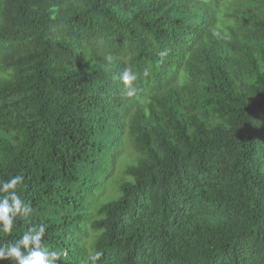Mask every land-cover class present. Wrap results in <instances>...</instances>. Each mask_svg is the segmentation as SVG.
I'll return each mask as SVG.
<instances>
[{
	"label": "trees",
	"instance_id": "1",
	"mask_svg": "<svg viewBox=\"0 0 264 264\" xmlns=\"http://www.w3.org/2000/svg\"><path fill=\"white\" fill-rule=\"evenodd\" d=\"M15 175L0 246L43 224L55 264H264V0H0Z\"/></svg>",
	"mask_w": 264,
	"mask_h": 264
},
{
	"label": "clouds",
	"instance_id": "2",
	"mask_svg": "<svg viewBox=\"0 0 264 264\" xmlns=\"http://www.w3.org/2000/svg\"><path fill=\"white\" fill-rule=\"evenodd\" d=\"M136 75L126 69L121 81L126 88V94L132 96L136 92L134 82ZM24 177L12 176L7 181H0V192L7 193L0 196V231L11 234L17 217H28L32 207L26 203L16 191L17 185L23 182ZM45 226L41 224L38 229L31 228L15 243L0 246V260L11 259L14 264H55L59 259L55 252L43 247ZM100 253L96 254V259Z\"/></svg>",
	"mask_w": 264,
	"mask_h": 264
}]
</instances>
